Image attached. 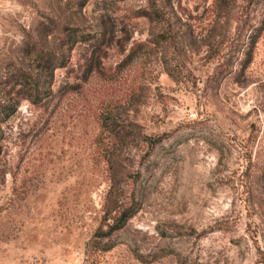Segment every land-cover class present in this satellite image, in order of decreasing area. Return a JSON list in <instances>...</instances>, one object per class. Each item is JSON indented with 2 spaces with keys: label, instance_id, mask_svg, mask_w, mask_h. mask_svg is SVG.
<instances>
[{
  "label": "rangeland",
  "instance_id": "374dc122",
  "mask_svg": "<svg viewBox=\"0 0 264 264\" xmlns=\"http://www.w3.org/2000/svg\"><path fill=\"white\" fill-rule=\"evenodd\" d=\"M0 264H264V0H0Z\"/></svg>",
  "mask_w": 264,
  "mask_h": 264
},
{
  "label": "trees",
  "instance_id": "16d2710c",
  "mask_svg": "<svg viewBox=\"0 0 264 264\" xmlns=\"http://www.w3.org/2000/svg\"><path fill=\"white\" fill-rule=\"evenodd\" d=\"M151 19H153L156 22H160L163 20V14L162 12H160L159 9L154 8V5H152V10L150 12V15H148ZM80 38V37H79ZM83 37H81L82 39ZM80 40V39H76ZM84 40V39H82ZM51 66H45V77H49L50 79H52L53 77V73L56 69L64 67V63H59L58 60L53 57V59L51 60ZM41 75V73H40ZM40 86H42V84H38L36 83L34 84H28L27 87L24 86V89L26 91V98L27 100L31 103V104H41V102H43L44 100L48 99L50 97V91L48 90H44L42 91V89H40ZM8 118V115L6 113V117L5 119ZM134 215V212L132 211H123L118 217H116L115 219H113V224L111 226H108L105 230L100 229V231L98 233H96V237L97 238H107L109 236H111L113 233L119 231L120 229H122L125 224L127 223V221Z\"/></svg>",
  "mask_w": 264,
  "mask_h": 264
}]
</instances>
